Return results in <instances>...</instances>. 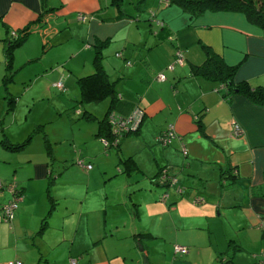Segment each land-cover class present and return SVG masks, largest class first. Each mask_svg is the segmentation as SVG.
I'll return each instance as SVG.
<instances>
[{
  "label": "crops",
  "instance_id": "crops-1",
  "mask_svg": "<svg viewBox=\"0 0 264 264\" xmlns=\"http://www.w3.org/2000/svg\"><path fill=\"white\" fill-rule=\"evenodd\" d=\"M153 12L164 20L163 26L156 24ZM80 14H86L87 18L80 19ZM138 20L147 24L137 23ZM71 25L84 32L82 40L87 39L89 45L97 46L100 42L102 48L106 46L103 57H107L110 47H115V52H121L126 59L122 63L117 58L119 60L112 63L102 57L109 77L119 72L115 82L121 78L129 81L126 85L120 81V87L115 84L121 93L115 107L117 113L129 114L140 105L145 110L143 122H155L156 133L169 125L174 127L175 136L162 146V152L154 153L152 149V163L156 161L159 171L165 165L173 166L172 171L179 177L177 184L185 186L183 193L185 190L186 193L177 192V184L155 191L152 187H139L140 194L145 191L149 196L138 203L131 197L126 199V207L133 217L132 227L123 229L122 234L121 230L114 229L118 224L107 230L106 227L101 230L98 224L87 225L88 232L79 236L78 225L71 239L67 238L70 241L67 264H71L72 258H77V264H143V254L149 255L152 264H219L217 260L224 264V256L233 264L255 261V255L264 253V102L244 91L221 87L218 81L195 72L193 66L206 59L203 44H207L227 63L237 65L236 81L246 80L253 87L264 86V26L239 10L206 8L193 13L169 0H0L1 110L6 106V96L14 90L11 87L15 73L13 60L11 64L7 61V50L14 35L28 28L29 33L40 32L45 40L54 33L60 35L63 28ZM135 25L139 28L137 35L132 32ZM119 33L123 36L115 45L117 39L114 41V37ZM177 45L184 49L186 59L169 68ZM117 67L119 69L115 70ZM93 71L92 64L87 72ZM160 72L166 73L165 80L157 79ZM77 83L80 86L78 80ZM106 98L110 99L109 109L111 98ZM143 122L140 131L134 133H140L138 137L148 146V138L142 133ZM235 123L243 127L242 133H233ZM99 130L100 127L96 128L98 145L103 144ZM136 152L128 155L134 158V165H127L120 172L129 174L133 169L141 170L134 156ZM2 156L0 264H7V261L23 264L18 258L21 243L25 252L29 251L31 243L37 244L44 256L55 247L56 236L51 240H37L35 229L40 220L34 219L32 224L24 220L32 199L28 185L15 173L16 167L11 168L7 159L10 155ZM117 174L114 172L109 177ZM13 181L23 198L13 219L7 221L1 218V212L13 196L8 189ZM128 188L131 190L130 184ZM186 194H200L204 200L191 204ZM24 213L26 216L22 215ZM136 213L140 216L136 217ZM161 217L166 218L172 236H160L153 230L154 225L159 226L163 221ZM218 220L224 229L222 237H217L212 229V223H220ZM46 226H41V230ZM159 238L170 244V251L162 250L159 253L162 259L157 263L151 260L150 245ZM175 240L188 246V250L175 252ZM197 240H202V244ZM45 260V264L52 263L48 257Z\"/></svg>",
  "mask_w": 264,
  "mask_h": 264
},
{
  "label": "rangeland",
  "instance_id": "rangeland-1",
  "mask_svg": "<svg viewBox=\"0 0 264 264\" xmlns=\"http://www.w3.org/2000/svg\"><path fill=\"white\" fill-rule=\"evenodd\" d=\"M137 23L147 24L141 21ZM135 28L132 32L137 35L139 28ZM136 35L132 37L135 38ZM122 36L123 33H119L114 37V41L117 39L115 45H118ZM83 37L84 32L75 25L63 28L60 35H49L46 41L40 32L32 31L14 51L12 70L15 73L11 86L14 90L10 88L13 93L6 96V106L0 109V157L8 153L10 158L7 159L10 160L11 168L16 167L15 173L28 185L32 199L26 212L27 219L24 220L30 224L34 219L40 220L35 229L37 240H51L56 236L55 247L50 252H45L47 254L44 256L41 255L37 244L31 243L29 251L25 252L21 243V254L18 258L23 264H45V257L52 262L49 264H67V248L70 245L67 238L74 233L78 225L79 236L88 232L87 225L92 227L98 224L101 230H104V227L107 230V227L110 229L114 224H118L115 230L119 229L121 233L123 229L129 230L133 217L130 209L126 207V199L131 197L130 199L138 203L149 196L145 191L140 194L139 187H152L151 190L155 191L156 188L166 186L157 181L160 174L156 161L152 163V149L154 153L158 150L162 152L164 144L158 141L157 137L170 125L156 133L155 122H143L142 133L148 138L150 146H145L143 140H140V133L131 134L119 147L106 149L103 144H96V139H99L96 128L108 114L110 99L97 101L83 98L77 80L81 75L91 72L87 71L92 67L97 50L95 45H89L87 39L82 40ZM98 45H101L100 42ZM89 46L90 49H87ZM105 48L106 46H103L101 59L105 58L106 62L110 60L112 63L119 59L122 63L126 61L123 55L121 57L115 52V47H110L106 52L107 57H103ZM114 69L111 71H115ZM64 75L67 76L63 78ZM118 76L119 72L112 74L110 79L115 80ZM58 81H62L66 87H57ZM120 81L129 83L122 78ZM120 81L116 82V86ZM10 97H15V100L12 99L8 103ZM2 140L22 145L9 148ZM132 152H136L134 156L141 170L133 169L129 174L120 172L121 168L127 166L126 156ZM88 163H91V168L87 167ZM166 166L168 165L164 168ZM114 172L118 174L110 178L109 175ZM129 184L132 191L127 189ZM185 193L186 190L183 194ZM196 196L200 194L185 195L191 204H195ZM160 197L162 198V195ZM22 215L26 216L25 213ZM135 216L140 215L136 213ZM165 219L161 217L163 221L159 226L154 225L153 230L160 236H172V230L167 229ZM218 221L220 223L216 221V225L212 223V229L217 233V237H222L224 229L221 220ZM45 225L47 226L41 230V226ZM76 242H80L78 238ZM174 242V246L182 244L176 243L177 240ZM197 242L202 244L203 241ZM150 247L151 260L157 263L162 259L159 254L162 250L170 251V244L162 238L157 239ZM245 254L249 255L247 252ZM145 255L150 261L149 255L143 254V264ZM217 262L222 264L220 260Z\"/></svg>",
  "mask_w": 264,
  "mask_h": 264
},
{
  "label": "trees",
  "instance_id": "trees-1",
  "mask_svg": "<svg viewBox=\"0 0 264 264\" xmlns=\"http://www.w3.org/2000/svg\"><path fill=\"white\" fill-rule=\"evenodd\" d=\"M170 1H176L180 3L185 8L193 11V13L194 12L200 13V11L206 8H227V9L239 10V11L244 12L250 20L264 26V0H169V2ZM152 17H154L153 19L159 18L155 14V12H153ZM159 20H161L162 24H158L157 22L156 24L163 26L165 24L164 20H162L161 18H159ZM28 33H29L28 28H23L16 35H14L15 39L11 41L8 47V50H7L8 64L12 63L14 47L21 44V42H23V40L26 38ZM101 45L96 46L97 50H96L95 59L93 61L94 71L92 73L80 76L78 78V82L82 89L83 98H86L87 100H97L98 101L106 97L111 98V105H110V108L108 109V114L101 121L99 125L100 130L98 131V134H100V139L103 145L105 146L106 149H108L112 146H117V147L121 146L123 140L126 138L127 135L140 131L141 123L143 122V119L141 120L138 126H135V127L130 126L129 128H126V129L124 128L121 130L115 129L112 123L113 121H111L110 115H114V118L115 117L116 118H119V117L128 118L129 115L133 111L130 112L129 114H120L114 110L117 102L121 98V93L117 90L115 86L116 84L115 80L110 79L102 63ZM203 47L205 48L207 57L202 63L194 64L193 69L195 72L201 73L205 76H208L209 78H212L218 81L221 84V87H226L228 88L229 91H235V90L244 91L245 93L255 98L256 100L264 102V86L253 87L246 80L236 81L235 74L237 70V65L227 63L218 52H216L215 50H213V48H211V46L207 44H203ZM178 49L182 51L186 59L184 49L177 45L174 58L168 64V67L175 60L176 51ZM179 64H182V63H179ZM12 99L13 98L10 97L8 103L11 102ZM139 106L140 105H137L136 107H139ZM103 137H105L108 140V143L103 142L102 140ZM2 141H5V140H2ZM5 143H6V146L9 148H17L20 145H22V144L7 143L6 141ZM125 159H126V164L128 165V167H131L132 165H134L133 163H135V160L132 156H128ZM172 167L169 165L165 167L168 173V178H169L167 182L161 181L162 179L161 174H162V171L164 170V166L158 172L160 176L157 178V181L162 184H165L166 186L168 185L175 186L170 181L173 177H176L177 182H178V176L172 171L171 169ZM181 186L183 188L182 191H180L178 187L175 186V189L180 194H182L184 191V186L183 185ZM222 259H224V262L225 261L231 262V259L226 258V256L222 257ZM254 263L255 262L253 261L250 264H254Z\"/></svg>",
  "mask_w": 264,
  "mask_h": 264
},
{
  "label": "built area",
  "instance_id": "built-area-1",
  "mask_svg": "<svg viewBox=\"0 0 264 264\" xmlns=\"http://www.w3.org/2000/svg\"><path fill=\"white\" fill-rule=\"evenodd\" d=\"M166 2H168V0H165ZM80 19H86L87 15L86 14H80L79 15ZM155 21L158 24H162L161 20H159V18H156ZM118 54L122 55L121 52H118ZM185 60L184 54L182 53V51L180 49H178L176 51V57L175 60L173 61V63H171L169 65V68L174 67V65L176 63H183ZM128 64L131 63L130 60L127 61ZM158 78L159 79H165L166 78V74L165 72H160L158 74ZM57 86H59L60 88L64 87V84L62 81H58L56 83ZM145 116V110L142 107H136L133 112L129 115L128 118H114V115H110L111 121H113V125L115 127L116 130H121V129H126L131 127H135L138 126L139 123L141 122V120L143 119V117ZM243 132V127L239 124V123H235L233 126V133L235 134H240ZM175 136V130L173 126H169V128L165 131H163L160 135H158L157 139L158 141L162 142L164 145H167L171 142L172 138ZM103 142L108 143V140L103 137ZM81 163H83V161L81 160ZM88 168H91L92 165L91 163L87 164ZM161 181L167 182L168 181V173L166 168H164V170L162 171L161 174ZM173 185H176L177 182V178L173 177L170 181ZM3 186L2 180L0 178V187ZM178 189L180 191L183 190L182 186L180 184L177 185ZM8 189L12 191V198L10 200H8L2 208V212H1V218L9 221L12 220L15 214V210L19 205V202L22 200L23 195L21 194L20 190L17 187V183L16 181H13L11 183H9L8 185ZM204 200V198L200 197V196H196L194 198V202L199 203L202 202ZM188 250V246L184 245V244H176L175 245V252H182V251H187ZM255 263L254 264H263L264 263V253L263 254H258L255 255ZM20 263V261H18ZM10 263H14V262H10ZM77 263V258H72L71 259V264H76ZM224 264H233L231 262H227L225 261Z\"/></svg>",
  "mask_w": 264,
  "mask_h": 264
},
{
  "label": "water",
  "instance_id": "water-1",
  "mask_svg": "<svg viewBox=\"0 0 264 264\" xmlns=\"http://www.w3.org/2000/svg\"><path fill=\"white\" fill-rule=\"evenodd\" d=\"M141 249H142V247H141ZM144 263L145 264H151L146 255L144 257Z\"/></svg>",
  "mask_w": 264,
  "mask_h": 264
}]
</instances>
